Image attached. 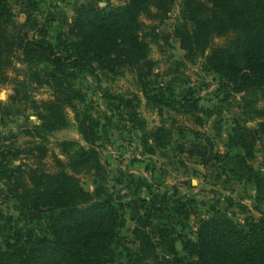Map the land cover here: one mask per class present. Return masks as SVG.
<instances>
[{
  "label": "trees",
  "instance_id": "obj_1",
  "mask_svg": "<svg viewBox=\"0 0 264 264\" xmlns=\"http://www.w3.org/2000/svg\"><path fill=\"white\" fill-rule=\"evenodd\" d=\"M176 1L125 0L103 7L85 3L74 11L63 37L52 41L48 36L51 19L45 18L31 36L25 23L15 21L6 0H0V84L9 80L10 70H19L15 62L21 63L25 74L15 80L9 99L30 104L40 120L36 133L42 135L66 128L65 111L72 108L82 141L60 140L58 154L50 153L43 142L0 150L5 198L14 199L17 209L49 214L42 238L34 239L22 228L12 229L11 237L0 246V264H109L104 253L120 239L121 215L114 203L94 199L80 180L82 174H100L103 164L97 145L100 122L87 108L76 109V102L84 100L76 80L79 75L115 76L128 69L135 73L147 105L184 109L201 124L203 108L193 90L177 92L171 81L156 79L147 40L151 32L140 19L143 15L161 23L169 18ZM171 35L185 59L203 58L204 68L218 77L219 89L258 91L264 99V0H179ZM29 83L47 87L50 97L35 99L21 90ZM251 114L258 120V132L240 119L233 120L224 155L232 157L239 170L249 172L258 135L264 140V106L252 109ZM168 136L167 127L160 124L145 136L144 147L150 153L165 148ZM195 152L203 165L208 163L205 154ZM48 157L51 168L45 163ZM16 159L28 162L13 164ZM139 184L149 198L140 199L142 213L132 229L135 248L123 239L122 264H190L186 259L199 264H264V211L239 223L214 207L207 217L198 219L190 236L184 229L193 212L184 196L156 191L143 179ZM154 215L166 219L157 231L153 230ZM160 240L171 257L158 252Z\"/></svg>",
  "mask_w": 264,
  "mask_h": 264
},
{
  "label": "rangeland",
  "instance_id": "obj_2",
  "mask_svg": "<svg viewBox=\"0 0 264 264\" xmlns=\"http://www.w3.org/2000/svg\"><path fill=\"white\" fill-rule=\"evenodd\" d=\"M124 1L6 0V4L14 12L15 21L26 24L31 36L45 18L51 19L48 36L52 41H56L63 37L66 24L82 4L94 2L103 7L107 4L119 5ZM178 10L179 0L176 1L169 18L161 23L152 22L143 15L140 19L146 25L145 30L151 32L147 40L149 57L156 63L154 68L158 75L156 79L163 83L171 81L177 92L191 88L199 97V105L203 108L200 113L203 120L201 124L195 123L194 118L184 109L173 111L147 105L135 73L128 69H123L115 76L79 75L76 80L84 95L83 102H76V109L81 111L87 108L100 122L98 131L101 138L97 145L103 164L100 174L89 173L93 176L82 174L80 180L84 188L92 192L94 199L115 203L121 215L120 239L104 253V259L109 264L124 262L122 250L124 237L128 245L135 248L132 229L137 215L142 213L140 199L149 198L145 188L139 184L140 179L145 180L156 191L167 190L175 196H184V201L193 212L188 226L184 229L190 236L198 219L203 218L201 215L207 217L214 207L225 210L228 216L239 223L246 218H257L260 212L264 211V206L258 200L260 196H257L258 190L264 194V182L261 181L264 180L262 136L258 135L256 156L250 161L253 171L239 170L232 157H224L227 152V136L233 120L240 119L258 132V120L252 118L251 111L264 106V99L258 91L234 93L219 89L218 77L204 68L203 58H197L195 61L184 58V51L180 48L178 40L171 35ZM165 35H168V38ZM215 41L222 42L221 39ZM15 66L19 70H10L9 80L0 84V150L5 146L24 147L31 142H43L50 153L58 154L59 141L73 139L71 137L77 135L76 112L72 108L66 109L68 121L66 128L47 135L37 134L35 127L39 125L40 120L30 104L9 99L16 85L15 80L23 79L25 74L21 63L15 62ZM21 90H27L35 99L50 97V90L47 87H35L31 83ZM160 124H164L168 129V145L150 153L144 147L145 136ZM77 140L81 141L80 136H77ZM128 146L139 147L146 157L142 160L125 158L123 154ZM195 151L205 154L208 163L203 165L201 163L203 158ZM60 158L64 159L63 156ZM27 162L23 159L13 160V164ZM45 163L51 168L52 158H46ZM119 177L123 178L122 184L118 183ZM251 182H257V191L251 189L249 184ZM223 183H229L226 187L234 193L237 186L240 190L245 188L246 192L250 191V198L237 196L232 198L225 192ZM3 184L4 180L0 179V246L11 237L14 227L22 228L34 239L44 237L49 214L17 209L14 199L5 198ZM217 185L221 189L209 190ZM191 187L201 188L191 192ZM218 203L221 205H217ZM238 205H243L246 209L242 210ZM153 218L154 231H157L159 224L166 223V219L160 215H154ZM175 229L179 230L180 226H176ZM176 246L181 254L178 242ZM158 252L171 257L162 240L159 241ZM186 261L190 264H199L191 259Z\"/></svg>",
  "mask_w": 264,
  "mask_h": 264
},
{
  "label": "crops",
  "instance_id": "obj_3",
  "mask_svg": "<svg viewBox=\"0 0 264 264\" xmlns=\"http://www.w3.org/2000/svg\"><path fill=\"white\" fill-rule=\"evenodd\" d=\"M76 131V134L77 135H73L71 138H73V139H77V136H79V134H78V132H77V130H75ZM88 175H92L93 176V174H88ZM262 182H264V180H261ZM258 182V181H257ZM256 182V183H257ZM256 183H253V182H251V183H249L250 184V187H251V189L253 188L254 190H258L257 188H256ZM229 183H223V187L226 189L225 190V192H227V193H229L230 194V196L232 197V198H234L235 196H237V197H240V198H245V199H249L250 198V191H249V193L248 192H246V189L244 188L243 190L241 189H239L238 188V186H237V189H236V193H234L233 192V190L232 191H230L229 190V187H226L227 185H228ZM254 184V185H253ZM230 186V185H229ZM118 187H119V185L117 184L116 185V188L118 189ZM233 187H234V185H233ZM247 187H248V185H247ZM201 187H191V189H192V191L191 192H196L198 189H200ZM202 188H205V187H202ZM219 187H218V185L217 186H215V187H211V188H209V190L210 191H212V189H218ZM86 189V188H85ZM219 189H221V188H219ZM250 189V190H251ZM88 191H89V189H87ZM185 192V191H184ZM184 192L182 193V194H184ZM90 193L92 194V192L90 191ZM198 195L199 194H197V197H198ZM257 196H260L259 197V202H261V204L264 206V194L262 195V192H260L259 193V190H258V192H257ZM222 199H223V196H221V201H222ZM230 200H231V198H229ZM245 199H243V200H245ZM101 200H103V199H101ZM104 201H106V200H104ZM108 202H111V201H108ZM115 204V203H114ZM217 205H221L220 203H218ZM207 215V214H206ZM202 217H204L205 215H201ZM200 219V218H199Z\"/></svg>",
  "mask_w": 264,
  "mask_h": 264
},
{
  "label": "built area",
  "instance_id": "obj_4",
  "mask_svg": "<svg viewBox=\"0 0 264 264\" xmlns=\"http://www.w3.org/2000/svg\"><path fill=\"white\" fill-rule=\"evenodd\" d=\"M124 157L128 159H136V160H142L146 156L143 154L141 149L139 147H131L128 146L124 151Z\"/></svg>",
  "mask_w": 264,
  "mask_h": 264
}]
</instances>
